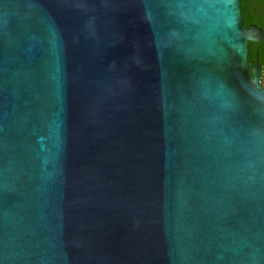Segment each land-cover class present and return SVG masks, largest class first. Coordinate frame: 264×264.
<instances>
[{
  "label": "water",
  "instance_id": "water-1",
  "mask_svg": "<svg viewBox=\"0 0 264 264\" xmlns=\"http://www.w3.org/2000/svg\"><path fill=\"white\" fill-rule=\"evenodd\" d=\"M249 41L242 0H0V264H264Z\"/></svg>",
  "mask_w": 264,
  "mask_h": 264
},
{
  "label": "trees",
  "instance_id": "trees-1",
  "mask_svg": "<svg viewBox=\"0 0 264 264\" xmlns=\"http://www.w3.org/2000/svg\"><path fill=\"white\" fill-rule=\"evenodd\" d=\"M242 12L246 27L256 24L264 29V0H242ZM258 47L262 65L261 83L264 86V41L262 43L249 41L248 57L250 62L254 64Z\"/></svg>",
  "mask_w": 264,
  "mask_h": 264
}]
</instances>
